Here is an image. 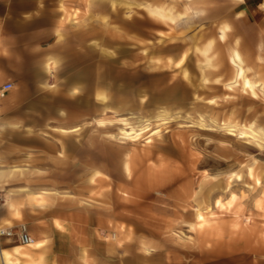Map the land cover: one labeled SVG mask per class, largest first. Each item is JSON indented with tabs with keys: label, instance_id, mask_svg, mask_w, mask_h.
Returning <instances> with one entry per match:
<instances>
[{
	"label": "rangeland",
	"instance_id": "obj_1",
	"mask_svg": "<svg viewBox=\"0 0 264 264\" xmlns=\"http://www.w3.org/2000/svg\"><path fill=\"white\" fill-rule=\"evenodd\" d=\"M58 12L75 49L12 109L0 193L83 216L124 264H264V0Z\"/></svg>",
	"mask_w": 264,
	"mask_h": 264
},
{
	"label": "crops",
	"instance_id": "obj_2",
	"mask_svg": "<svg viewBox=\"0 0 264 264\" xmlns=\"http://www.w3.org/2000/svg\"><path fill=\"white\" fill-rule=\"evenodd\" d=\"M58 3L59 0H0V88L12 86L7 99L0 100L2 174L10 169L12 109L28 104L29 93L41 92V78H49L47 85L52 86L62 55L75 49L74 37L60 31ZM61 35L66 40L63 44ZM25 116L32 118L29 108ZM0 185L4 188L5 181ZM51 203L56 206L42 208L27 200L13 201L0 193V229L15 232L24 224L37 242L34 248H21L15 246L14 238H0V264H124L117 245L100 240L105 235L91 224L79 223L87 219L59 212L58 203Z\"/></svg>",
	"mask_w": 264,
	"mask_h": 264
},
{
	"label": "built area",
	"instance_id": "obj_3",
	"mask_svg": "<svg viewBox=\"0 0 264 264\" xmlns=\"http://www.w3.org/2000/svg\"><path fill=\"white\" fill-rule=\"evenodd\" d=\"M11 88L12 86L10 84L3 85L0 88V98H5ZM0 237L14 238L17 243L22 246H30L33 243V240L24 225H21L15 232L11 230H0Z\"/></svg>",
	"mask_w": 264,
	"mask_h": 264
},
{
	"label": "bare ground",
	"instance_id": "obj_4",
	"mask_svg": "<svg viewBox=\"0 0 264 264\" xmlns=\"http://www.w3.org/2000/svg\"><path fill=\"white\" fill-rule=\"evenodd\" d=\"M246 85H249L250 86V84L246 81ZM231 131V130H230ZM241 136L243 137V136H245V135H243V133H241ZM198 217H200L199 216V214L197 215Z\"/></svg>",
	"mask_w": 264,
	"mask_h": 264
},
{
	"label": "snow or ice",
	"instance_id": "obj_5",
	"mask_svg": "<svg viewBox=\"0 0 264 264\" xmlns=\"http://www.w3.org/2000/svg\"><path fill=\"white\" fill-rule=\"evenodd\" d=\"M201 219H203V218L201 217ZM38 247H39V245H38Z\"/></svg>",
	"mask_w": 264,
	"mask_h": 264
}]
</instances>
